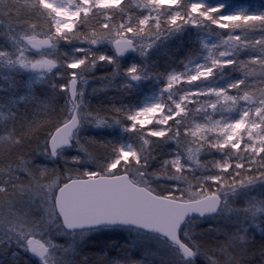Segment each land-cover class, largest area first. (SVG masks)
I'll list each match as a JSON object with an SVG mask.
<instances>
[{"label":"snow or ice","instance_id":"snow-or-ice-1","mask_svg":"<svg viewBox=\"0 0 264 264\" xmlns=\"http://www.w3.org/2000/svg\"><path fill=\"white\" fill-rule=\"evenodd\" d=\"M0 264H264V2L0 0Z\"/></svg>","mask_w":264,"mask_h":264},{"label":"trees","instance_id":"trees-1","mask_svg":"<svg viewBox=\"0 0 264 264\" xmlns=\"http://www.w3.org/2000/svg\"><path fill=\"white\" fill-rule=\"evenodd\" d=\"M235 2H238V3H251V4H254V5H258L261 2H264V0H235Z\"/></svg>","mask_w":264,"mask_h":264}]
</instances>
